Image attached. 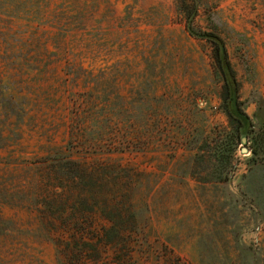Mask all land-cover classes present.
Instances as JSON below:
<instances>
[{"label": "rangeland", "instance_id": "1", "mask_svg": "<svg viewBox=\"0 0 264 264\" xmlns=\"http://www.w3.org/2000/svg\"><path fill=\"white\" fill-rule=\"evenodd\" d=\"M183 1L0 0V264H60L57 234L17 193L26 159L69 143L118 173L100 188L122 207L105 257L264 264V160L248 149L264 131V0ZM187 19L224 41L252 120L244 144L213 45Z\"/></svg>", "mask_w": 264, "mask_h": 264}, {"label": "trees", "instance_id": "2", "mask_svg": "<svg viewBox=\"0 0 264 264\" xmlns=\"http://www.w3.org/2000/svg\"><path fill=\"white\" fill-rule=\"evenodd\" d=\"M185 26L191 36L213 45L215 63L223 80V108L233 124L230 135L234 147L235 142L250 133L252 120L238 100L237 80L224 41L216 32L194 30L191 19H187ZM73 127L75 131L82 129L77 120ZM262 134V140L255 134L248 148L251 161L264 160V131ZM75 150L70 143L52 146L47 147L43 155L26 159L28 168L18 198H24L26 207L32 204L45 217L47 230L57 234L55 240L60 244L59 253L62 254L60 264H121L105 257L104 253L109 249L114 258L118 254L122 207L117 204L116 194L112 202L100 193L103 182L115 178L118 173L114 170L111 173L101 163L90 164L86 159L76 157ZM223 173V169L219 171L220 175ZM5 223L7 220L0 218L1 234L7 230Z\"/></svg>", "mask_w": 264, "mask_h": 264}, {"label": "water", "instance_id": "3", "mask_svg": "<svg viewBox=\"0 0 264 264\" xmlns=\"http://www.w3.org/2000/svg\"><path fill=\"white\" fill-rule=\"evenodd\" d=\"M246 141H247V137H246V136H242V137H241V143L244 144ZM246 151H247L246 146H243V147L241 148V152L245 153Z\"/></svg>", "mask_w": 264, "mask_h": 264}]
</instances>
